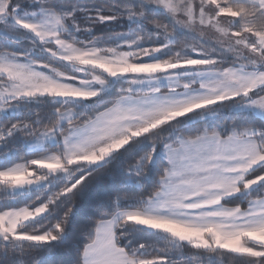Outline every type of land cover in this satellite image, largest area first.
Returning a JSON list of instances; mask_svg holds the SVG:
<instances>
[{"label": "snow or ice", "instance_id": "obj_1", "mask_svg": "<svg viewBox=\"0 0 264 264\" xmlns=\"http://www.w3.org/2000/svg\"><path fill=\"white\" fill-rule=\"evenodd\" d=\"M0 185V264H264V0H0Z\"/></svg>", "mask_w": 264, "mask_h": 264}, {"label": "trees", "instance_id": "obj_2", "mask_svg": "<svg viewBox=\"0 0 264 264\" xmlns=\"http://www.w3.org/2000/svg\"><path fill=\"white\" fill-rule=\"evenodd\" d=\"M99 34L100 33H98V35ZM206 39H207V37H206ZM222 120H223V118L221 119L220 122H222ZM228 124L230 126L231 121H228ZM202 126H203L202 124H198L195 127H202ZM22 156H23V152L22 151H14L12 159L15 160L16 162H22V160H21ZM2 188H3V185H0V189H2ZM105 190H106V184L104 182L95 183L91 187V189L85 195V197L80 202H78V204H77L76 216H75V219H74V223L78 224L80 219L83 217V215H84V213L86 211L85 205H86L87 200L90 199L95 194L103 192ZM0 203H3V201H0ZM59 251L65 256L66 259H70L71 258L70 254L65 249H60ZM149 251L151 252V249Z\"/></svg>", "mask_w": 264, "mask_h": 264}]
</instances>
